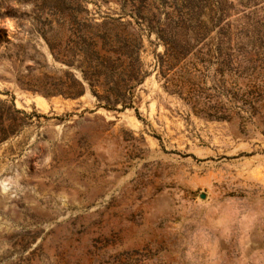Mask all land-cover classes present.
Returning <instances> with one entry per match:
<instances>
[{"label":"rangeland","instance_id":"rangeland-1","mask_svg":"<svg viewBox=\"0 0 264 264\" xmlns=\"http://www.w3.org/2000/svg\"><path fill=\"white\" fill-rule=\"evenodd\" d=\"M61 8L0 0V264H264V0Z\"/></svg>","mask_w":264,"mask_h":264},{"label":"trees","instance_id":"trees-1","mask_svg":"<svg viewBox=\"0 0 264 264\" xmlns=\"http://www.w3.org/2000/svg\"><path fill=\"white\" fill-rule=\"evenodd\" d=\"M81 6V0H62V7L60 9V16H61V21L62 24H67L68 22L72 21L71 20V16H67L68 13H76V8H79ZM78 11V10H77ZM68 18H70V21L68 20ZM74 18V17H73ZM86 38H88L90 40V44L92 46V48H94L96 54H98V51L96 50L98 48V41L100 39H103L102 36H100L98 34V32L93 33L91 32V34H89V36H87ZM51 50L54 52V55L56 57V59L58 60H62L63 62H66L68 65L72 66L74 65L73 62H70L68 60H65L64 58H62L61 56H59V53H56L53 46H50ZM91 63H85V62H81L78 65V68H82L83 70V78L84 81H87L90 86L92 88H94L95 86H97V82H96V78L98 77V73H97V67L95 66H91ZM73 80H74V85L71 87L70 90L62 92L64 95H66L67 97H80L84 94V83L83 81L77 79L76 77H74L73 75ZM121 91H124V88H119ZM99 98H101L100 96H98ZM108 99V98H106ZM128 107V106H126ZM132 107V106H130ZM106 108H109L108 106H106Z\"/></svg>","mask_w":264,"mask_h":264},{"label":"water","instance_id":"water-1","mask_svg":"<svg viewBox=\"0 0 264 264\" xmlns=\"http://www.w3.org/2000/svg\"><path fill=\"white\" fill-rule=\"evenodd\" d=\"M203 198H205V196H203Z\"/></svg>","mask_w":264,"mask_h":264}]
</instances>
